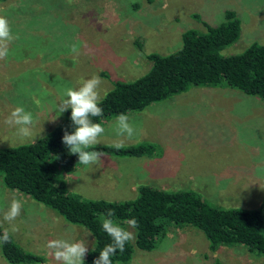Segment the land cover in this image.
I'll return each instance as SVG.
<instances>
[{
    "label": "rangeland",
    "instance_id": "374dc122",
    "mask_svg": "<svg viewBox=\"0 0 264 264\" xmlns=\"http://www.w3.org/2000/svg\"><path fill=\"white\" fill-rule=\"evenodd\" d=\"M225 10L239 20L237 39L219 53L234 54L250 43L264 46V0H4L15 39L0 60V147L31 142L63 117L57 107L67 87L98 75L100 96L115 81H130L146 72L149 53L167 54L180 46L181 33L204 32V24L224 20ZM78 45L80 54L71 51ZM21 106L33 116L32 136L4 123ZM135 134L118 136L116 117L102 120L105 133L98 145L150 142V156H101V164H77L57 174L63 189L83 199L123 201L135 198L139 185L164 190H193L221 208L252 209L264 195V102L228 86L192 85L141 110L126 113ZM73 177L72 179H70ZM20 194V193H19ZM13 197L23 207L12 222L3 219ZM124 225L129 231L131 229ZM0 228L7 229L25 251L41 255L34 264H57L45 245L50 239H92L81 226L1 183ZM133 241H130L132 244ZM0 264H9L0 256ZM120 264H264L241 245L208 251L203 234L189 226H173L156 247L132 245L128 262Z\"/></svg>",
    "mask_w": 264,
    "mask_h": 264
},
{
    "label": "trees",
    "instance_id": "16d2710c",
    "mask_svg": "<svg viewBox=\"0 0 264 264\" xmlns=\"http://www.w3.org/2000/svg\"><path fill=\"white\" fill-rule=\"evenodd\" d=\"M4 1V0H0ZM224 20L216 25L204 24V32L187 29L181 33L180 46L167 54L145 55L149 68L130 81H115L101 97L103 115L92 117L100 123L110 117L143 109L151 102L180 93L192 85L228 86L264 102V46L250 43L242 51L222 55L219 51L234 42L239 33V20L234 11L225 10ZM71 109L43 136L14 146L0 147V177L4 187L27 195L56 212L64 221L83 227L92 239L84 264L94 259L111 238L103 231V219H111L124 227L135 219L132 244L111 257L112 264L126 263L132 245L141 251L156 247L173 226L193 227L206 239L208 251L223 246L241 245L264 261V195L256 208H221L202 199L193 190H164L139 185L135 198L123 201L83 199L63 189L57 174H67L78 163L77 154H69L62 143L65 131L74 125ZM117 157L150 156V142L125 145H97L95 149ZM109 209L113 215L108 216ZM127 229V228H126ZM4 230L0 228V236ZM10 235V234H9ZM0 256L9 264H34L42 256L25 251L10 235V242L0 244Z\"/></svg>",
    "mask_w": 264,
    "mask_h": 264
},
{
    "label": "clouds",
    "instance_id": "9594fccd",
    "mask_svg": "<svg viewBox=\"0 0 264 264\" xmlns=\"http://www.w3.org/2000/svg\"><path fill=\"white\" fill-rule=\"evenodd\" d=\"M70 4L72 0H67ZM13 36L7 18L0 15V60L5 59L8 55V45L15 39ZM71 51L77 56L80 54L79 47L76 44L71 46ZM102 81L98 75H93L89 79L82 80L79 87H67L64 90V97L57 107L58 115L71 109L70 119L73 123L74 130L69 133L64 132L62 143L67 147L69 154L78 155V163L90 167L101 164V156L105 153L88 149H95L102 141L100 137L105 133V128L101 123L94 122L92 117L103 115V109L99 106L101 96L98 91ZM9 126L18 129V136L28 138L32 136V125L34 123L31 112L25 111L21 106L14 108L4 121ZM113 130L118 136H127L131 138L135 134V128L129 123V117L126 114H119L116 118ZM7 141V139L0 140ZM122 140L114 143L113 147L117 150L123 148ZM71 177L70 179H72ZM23 204L20 199L13 197L7 210L3 212V219L9 224L20 215ZM113 212L108 211L111 217ZM130 228L137 227V221L133 218L126 221ZM103 231L111 238V243L107 244L99 252V256L94 259L93 264H112L111 257L117 251L123 253L127 242L135 239L132 231L125 229L114 223L111 219H103L101 225ZM18 228L12 224L11 231L15 232ZM90 235V234H89ZM10 242V235L7 229L0 236V244ZM48 255L51 256L57 264H84L85 254L88 252L87 244L84 240L68 241L65 239H50L45 245Z\"/></svg>",
    "mask_w": 264,
    "mask_h": 264
},
{
    "label": "crops",
    "instance_id": "0c3cea01",
    "mask_svg": "<svg viewBox=\"0 0 264 264\" xmlns=\"http://www.w3.org/2000/svg\"><path fill=\"white\" fill-rule=\"evenodd\" d=\"M13 193L15 192L16 195H20L18 192L14 191V190H11ZM22 195V194H21ZM24 195V194H23ZM27 196V195H26Z\"/></svg>",
    "mask_w": 264,
    "mask_h": 264
}]
</instances>
